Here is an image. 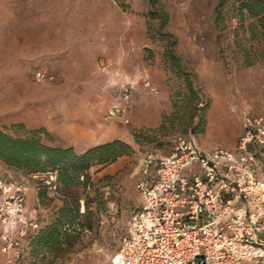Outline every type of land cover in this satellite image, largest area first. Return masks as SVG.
<instances>
[{"label":"rangeland","instance_id":"1","mask_svg":"<svg viewBox=\"0 0 264 264\" xmlns=\"http://www.w3.org/2000/svg\"><path fill=\"white\" fill-rule=\"evenodd\" d=\"M229 4L0 0V131L43 128L44 143L69 147V133L100 125L102 143L118 139L130 146L99 171L91 169L77 188L75 216L58 225L57 244L22 246L16 263L112 264L141 202L135 183L145 159L168 155L178 136L191 135L203 149L231 148L241 113L264 115V59L254 50L253 64L242 63L233 41L246 47L248 38L241 29L232 35L237 23ZM217 12L223 21L216 24ZM38 70L50 78L37 80ZM122 83L131 85L128 121L106 119L104 110ZM26 174L0 160V179ZM35 190L39 207L31 213L44 229L54 224L62 194L45 189L40 198V187Z\"/></svg>","mask_w":264,"mask_h":264},{"label":"built area","instance_id":"2","mask_svg":"<svg viewBox=\"0 0 264 264\" xmlns=\"http://www.w3.org/2000/svg\"><path fill=\"white\" fill-rule=\"evenodd\" d=\"M37 80L50 78L38 70ZM144 86L155 89L149 81ZM131 85L120 84L105 118L124 122ZM231 148L203 149L178 136L168 155L144 160L112 264H264V115L242 112ZM55 193L56 171L0 179L1 251L15 264L41 228L25 215L30 188ZM81 233L88 237L89 229Z\"/></svg>","mask_w":264,"mask_h":264},{"label":"trees","instance_id":"3","mask_svg":"<svg viewBox=\"0 0 264 264\" xmlns=\"http://www.w3.org/2000/svg\"><path fill=\"white\" fill-rule=\"evenodd\" d=\"M225 1L218 0V5H224ZM154 2L155 0H150V4L153 5ZM229 2L232 3L229 6L235 12L234 18L237 23L232 30V35L237 36V30L241 29L248 38L247 48L242 46L239 40H235V37L233 44L239 48L242 63L250 66L253 64L255 52H258V55L264 59V0H229ZM160 16V21L164 22L166 16L164 14ZM232 18L233 16L230 20ZM214 21L216 24L223 21L218 12ZM183 77L186 92L190 97L195 98L191 82L187 76ZM42 136H48L43 128L23 129L20 134L0 131V160L6 165L23 170L27 174L56 171V190L62 194V206L57 211L56 218L53 220L54 224L44 229L40 228L30 240V245L39 241L57 244L60 235L58 225L65 216H75L78 203L77 188L89 180L91 169L96 167L94 172H97L130 150L128 144L114 139L77 154L71 147L51 146L44 143ZM80 177L82 180L79 179ZM44 190V187H40L38 193L40 198Z\"/></svg>","mask_w":264,"mask_h":264},{"label":"crops","instance_id":"4","mask_svg":"<svg viewBox=\"0 0 264 264\" xmlns=\"http://www.w3.org/2000/svg\"><path fill=\"white\" fill-rule=\"evenodd\" d=\"M109 103L107 104L106 108L108 107ZM106 108L104 110V114H105ZM67 140L71 142L68 143L66 146H69L75 150H78V153H82L86 149L92 146H95L97 144H100L104 141L102 140V127L100 125L99 126L97 125L96 127L91 126V125L82 127L81 129H78L76 131L74 130L73 132L69 133L67 136ZM3 181H17V180H13V179L5 180L4 179ZM37 200L38 198H37L36 190L34 188H30L26 192V196H25V215L29 219H35L34 215L31 212L34 213L36 211V208L39 207ZM41 224L42 223H40V225ZM41 228H42V225H41ZM1 230L2 228L0 227V232ZM1 246H2V242L0 240V264H4L7 259V256L1 251ZM16 262L17 261H15V264H18Z\"/></svg>","mask_w":264,"mask_h":264}]
</instances>
